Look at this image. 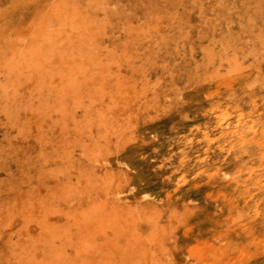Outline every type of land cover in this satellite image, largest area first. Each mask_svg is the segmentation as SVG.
I'll list each match as a JSON object with an SVG mask.
<instances>
[{
  "label": "rangeland",
  "instance_id": "1",
  "mask_svg": "<svg viewBox=\"0 0 264 264\" xmlns=\"http://www.w3.org/2000/svg\"><path fill=\"white\" fill-rule=\"evenodd\" d=\"M49 255L264 264V0H0V264Z\"/></svg>",
  "mask_w": 264,
  "mask_h": 264
},
{
  "label": "bare ground",
  "instance_id": "2",
  "mask_svg": "<svg viewBox=\"0 0 264 264\" xmlns=\"http://www.w3.org/2000/svg\"><path fill=\"white\" fill-rule=\"evenodd\" d=\"M12 203H13V202H12ZM12 205H13V204H12ZM12 205H11V206H12ZM8 208H9V206H8ZM8 208H7V210H8ZM12 209H13V208H11V210H12ZM11 210H9L10 213H11ZM6 213H7V211H6ZM6 213H5V214H6ZM8 213H9V212H8ZM10 213H9V214H10ZM13 213H14V212H13ZM15 213H16V212H15ZM15 213H14V214H15ZM18 213H19V212L17 211V214H18ZM9 214H8V217H7V218H9L10 216H12V215H11L12 213H11L10 215H9ZM19 214H20V213H19ZM4 216H6V215H4ZM14 217H15V216H14ZM12 218H13V216H12ZM23 241H24V240H23ZM20 245H22V244H20ZM27 245H28V244H27ZM27 245H25L24 247H26ZM16 247H17V246H16ZM22 247H23V246H21V249H20V248H19V249H20V250H24V248L22 249ZM30 248H31V247H30ZM32 248H33V247H32ZM13 249L15 250V246L13 247ZM25 250H26V249H25ZM26 251H28V250H26ZM26 251H25V253H24L23 256H27V255H25V254H26V253H30L31 250H29V252H26ZM77 251H78V250H77ZM17 252H18V251H17ZM19 252H20V251H19ZM19 252H18V253H19ZM21 252H22V251H21ZM21 252H20V253H21ZM39 252H40V251H39ZM50 252H51V251H49L48 254H50ZM18 253H17V254H18ZM34 253H35V252H34ZM51 253H52V252H51ZM54 253H56V252H54ZM77 253H78V252H77ZM13 254H14V253H13ZM17 254H16V255H17ZM31 254H33V253H31ZM39 254H40V253H39ZM29 255H30V254H29ZM37 255H38V253H37ZM40 255H41V254H40ZM40 255H39V256H40ZM43 255H44V254H43ZM58 255H59V254H58ZM72 255H75V254H72ZM19 256L22 257V254L19 255ZM19 256H18V257H19ZM33 256H35V255H33ZM44 256H45V255H44ZM44 256H43V257H44ZM50 256H51V255H49V257H50ZM62 256L64 257L63 252H62ZM65 256H67V255L65 254ZM77 256H79V255H77ZM11 257H12V255H11ZM20 257H19V258H20ZM29 257H30V256H29ZM56 257H57V256H56ZM56 257H55V256H51V258H53V259L55 258L54 260H56V259L58 260V257H59V256H58L57 258H56ZM60 257H61V254H60ZM69 257L71 258L72 256H69ZM73 257H74V256H73ZM75 257H76V256H75ZM75 257H74V258H75ZM83 257H84V255H82L81 258H83ZM86 257H87V256H86ZM38 258H39V257H38ZM61 258H62V257H61ZM61 258H60V259H61ZM70 258H69V259H70ZM21 259H22V258H21ZM24 259H25V258H24ZM27 259H28V258H27ZM31 259H35V258L32 257ZM31 259L29 258V260H31ZM41 259H42V258H41ZM41 259H39V260H40V264H41ZM62 259H63V258H62ZM75 259H76V258H75ZM83 259H84V261H82V262H85V261H86V258H83ZM36 260H37V259H36ZM36 260H35V264H36V262L38 261V260H37V261H36ZM42 260H44V259H42ZM57 260L55 261V263L57 262L56 264H58V263L61 264V262H62V264L65 263L64 260H63V261L60 260L61 262H58ZM72 260L74 261V259H72ZM72 260H71V261L68 260V261H69V264H70V262H71V264L73 263ZM77 260H80V259L77 257L76 261H77ZM25 261H27V260H25ZM51 261H52V259H50V263H49V264H52ZM16 262H17V261H16ZM38 262H39V261H38ZM52 262H53V261H52ZM66 262H67V260H66ZM80 262H81V261H80ZM26 263L28 264V263H31V262H26ZM74 263H78V262H74ZM74 263H73V264H74ZM23 264H25V262H24ZM31 264H34V262L31 263ZM43 264H45V263L43 262Z\"/></svg>",
  "mask_w": 264,
  "mask_h": 264
}]
</instances>
